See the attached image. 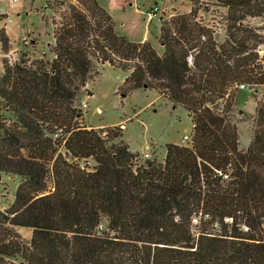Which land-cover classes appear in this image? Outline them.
<instances>
[{"label":"trees","instance_id":"1","mask_svg":"<svg viewBox=\"0 0 264 264\" xmlns=\"http://www.w3.org/2000/svg\"><path fill=\"white\" fill-rule=\"evenodd\" d=\"M189 3L160 19L161 52L117 34L97 0H44L56 13L37 10L51 58L12 60L0 27V173L21 178L0 211V264H264V26L251 24L264 0ZM217 8L222 40L199 15ZM105 64L126 72L121 96L153 89L182 107L190 145L168 142L161 161H140L121 123L87 127L78 95L93 94ZM240 84L263 88L245 149L231 118ZM87 157L93 172L68 160ZM15 227L31 228L29 241Z\"/></svg>","mask_w":264,"mask_h":264},{"label":"rangeland","instance_id":"2","mask_svg":"<svg viewBox=\"0 0 264 264\" xmlns=\"http://www.w3.org/2000/svg\"><path fill=\"white\" fill-rule=\"evenodd\" d=\"M98 3L110 14L114 21L115 32L124 35L131 41H142L146 34L158 52L162 46L155 35L159 34V19L168 17L174 12H186L190 7L189 0H97ZM153 6L158 10L153 19L149 21L147 12ZM48 16L56 13L53 9L44 7V0H0V27H5L12 50L9 54L12 60H16L19 53H29L36 56L51 57L48 40L51 39V28L45 26L38 9ZM6 13L3 19L1 14ZM222 8L213 9L211 13L199 12L203 22L217 31V38H223ZM251 24L264 26V17L254 18ZM52 43V40H51ZM50 43V44H51ZM48 44V45H47ZM264 47L258 48L260 55L264 53ZM42 51H46L42 53ZM1 72V65H0ZM125 72L108 65H103L100 74L87 87L94 96L89 99L85 93L82 99L90 106L86 114V122L90 125L112 126L121 123L123 135L121 140L129 145L133 151H144L149 148L150 158L159 160L164 155V145L171 141L182 140L184 134H189L191 122L186 111L182 107L174 106L163 99L156 91L136 89L126 96L117 93V85ZM263 88H233L231 118L237 125L240 148L245 149L252 138L253 117L255 107L262 97ZM92 94V95H93ZM81 100V98H80ZM81 101L78 102L80 106ZM96 108L99 112H96ZM181 110V111H180ZM3 114H0L2 121ZM104 135V133H102ZM119 142V139H115ZM189 142L183 144L187 145ZM153 144L152 147H146ZM140 158V161H143ZM21 181L19 176L0 173V211L5 213L13 201L16 186ZM47 187H51V177L47 178ZM107 220L101 221L106 226ZM13 230L19 233L24 241H29L32 229L27 227H15ZM12 263L20 264L17 259H10Z\"/></svg>","mask_w":264,"mask_h":264},{"label":"built area","instance_id":"3","mask_svg":"<svg viewBox=\"0 0 264 264\" xmlns=\"http://www.w3.org/2000/svg\"><path fill=\"white\" fill-rule=\"evenodd\" d=\"M158 10V7L157 6H153L151 8L150 11L147 12V18L150 19L154 13ZM237 87L239 88H248L247 86L243 85V84H240L238 85ZM89 104L86 102V101H81L80 103V106L79 108L83 111H86L88 110L89 108ZM96 112H99V109L96 108ZM122 125V124H121ZM52 138H56L58 136V133L57 132H54L52 135ZM182 141L184 143L186 142H189L187 145H190L191 143V135L189 134H184L182 136ZM150 151H149V148H146L141 154H140V158H143L144 160L145 159H149L150 158ZM69 161H73L77 164V166L81 169V170H84L86 172H93L95 169H96V162L95 160L92 158V157H87V158H82V159H74V158H70L68 159ZM193 221L195 222L196 219L194 218ZM105 229V225H102L101 223L97 226V230L100 232L102 230Z\"/></svg>","mask_w":264,"mask_h":264},{"label":"crops","instance_id":"4","mask_svg":"<svg viewBox=\"0 0 264 264\" xmlns=\"http://www.w3.org/2000/svg\"><path fill=\"white\" fill-rule=\"evenodd\" d=\"M153 19V16L149 19V21L150 20H152ZM159 22H160V19H159ZM160 25V24H159ZM157 36L158 35H155L154 36V38H157ZM143 38H145L146 40H149L151 43H152V41L149 39V34L147 33L146 34V36H144ZM51 40L52 39H49L48 40V42L47 43H49V45H50V43H51ZM48 45V44H47ZM152 45H153V43H152ZM154 46V45H153ZM48 48H49V46H48ZM49 50V49H48ZM46 51H42V53H45ZM51 54V53H50ZM52 57V56H51ZM51 57H48V58H51ZM126 76V72H125V74H124V76L122 77V79L120 80V82H119V84L117 85V86H119L120 84H121V82H122V80H123V78ZM137 89H141V88H137ZM144 89V88H143ZM145 89H147V88H145ZM134 90H136V89H134ZM134 90H132V91H134ZM147 90H151V91H155V90H153V89H147ZM132 91H131V93H132ZM157 93V92H156ZM83 93L82 92H80L79 93V95H78V99H77V103L79 102V101H83V99H82V97H81V95H82ZM85 97H87V98H89V99H91L93 96H94V94L93 95H84ZM80 98H81V100H80ZM164 99V98H163ZM174 106H178V105H174ZM179 107V106H178ZM181 111V110H180ZM86 114H87V111H83V116H82V119H83V122H84V124L87 126V127H94V128H99V127H102V126H99V125H90V124H88L87 122H86ZM187 116V115H186ZM189 118V117H188ZM115 125H117V123L115 124ZM122 130H124V128H122ZM189 133H190V135H191V129H190V131H189ZM122 135H123V131H122ZM171 143H175V144H179V145H184L183 144V141L180 139L179 141H171ZM150 147V145H147L146 147ZM128 147H129V145H128ZM129 150H131L130 148H129ZM152 150H156L155 148H154V145H153V147H152ZM131 151H133V150H131ZM134 152H138V153H142V151H134ZM157 155L159 156V160L161 161L162 159H163V156L164 155H162V156H160V154L159 153H157Z\"/></svg>","mask_w":264,"mask_h":264},{"label":"bare ground","instance_id":"5","mask_svg":"<svg viewBox=\"0 0 264 264\" xmlns=\"http://www.w3.org/2000/svg\"><path fill=\"white\" fill-rule=\"evenodd\" d=\"M90 127V126H89Z\"/></svg>","mask_w":264,"mask_h":264}]
</instances>
